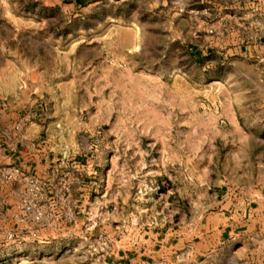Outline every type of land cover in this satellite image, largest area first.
<instances>
[{
    "label": "rangeland",
    "instance_id": "374dc122",
    "mask_svg": "<svg viewBox=\"0 0 264 264\" xmlns=\"http://www.w3.org/2000/svg\"><path fill=\"white\" fill-rule=\"evenodd\" d=\"M166 4L164 15L157 0H0V264H100L110 240L217 210L213 185L238 158L235 142L213 139L237 130L200 62L184 47L168 54L182 0ZM25 136L41 151L90 159L80 229L55 226L46 186L1 160ZM14 181L22 189L10 198ZM59 186L67 201L70 184ZM200 260L225 264L211 253Z\"/></svg>",
    "mask_w": 264,
    "mask_h": 264
},
{
    "label": "crops",
    "instance_id": "0c3cea01",
    "mask_svg": "<svg viewBox=\"0 0 264 264\" xmlns=\"http://www.w3.org/2000/svg\"><path fill=\"white\" fill-rule=\"evenodd\" d=\"M166 2L173 0H157L159 14L167 12ZM171 21L181 30L172 37L168 54L177 57V47H184L193 62H200L203 75L223 88L209 90L222 95L218 104L237 133L213 140L236 143L232 153L223 150V157L233 154L238 169L215 181L216 211L183 228L174 223L119 244L110 240L99 263L203 264L200 257L211 253L225 264H264V0H182ZM199 141H208V136ZM252 141L256 145L249 149ZM5 150L3 162L46 186L45 206L55 226L70 223L80 229L94 177L90 159L41 151L29 136ZM215 156L220 157L218 149ZM66 183L69 197L59 200V185ZM21 189L22 183L14 181L6 190L14 198ZM16 207L13 201L11 208Z\"/></svg>",
    "mask_w": 264,
    "mask_h": 264
},
{
    "label": "built area",
    "instance_id": "2783aa9c",
    "mask_svg": "<svg viewBox=\"0 0 264 264\" xmlns=\"http://www.w3.org/2000/svg\"><path fill=\"white\" fill-rule=\"evenodd\" d=\"M13 170H14V172H18V168L13 167ZM28 181L31 182V183H36V180L33 177H30V176H29ZM33 206H34L33 204L31 205L30 203H26V209H28V210H30ZM40 215H41V211L37 210L36 214H35V217L38 218Z\"/></svg>",
    "mask_w": 264,
    "mask_h": 264
}]
</instances>
